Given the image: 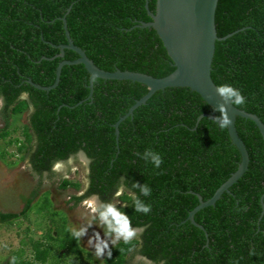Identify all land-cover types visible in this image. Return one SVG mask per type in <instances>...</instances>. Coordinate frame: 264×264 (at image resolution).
Masks as SVG:
<instances>
[{"label": "trees", "instance_id": "16d2710c", "mask_svg": "<svg viewBox=\"0 0 264 264\" xmlns=\"http://www.w3.org/2000/svg\"><path fill=\"white\" fill-rule=\"evenodd\" d=\"M147 1L153 13L155 0ZM144 6L145 0H0V140L20 131L21 138H9L6 144L16 146L23 154L19 159L27 158L38 174L82 152L89 160L87 194L106 202L121 183L127 184L116 206L133 227H146L138 238L110 246L111 257H103L101 264H126L138 246L154 264H264V141L253 122L235 121L248 151L247 171L213 207L194 215L206 237L185 221L187 215L198 204L196 195L209 199L236 171L240 155L226 128L206 117L197 122L202 114L219 115L197 93L187 88L155 92L119 124L116 142L113 125L147 93L145 85L94 79L87 99L89 74L82 65L63 66L57 86L47 92L27 82L51 86L58 63L77 58L71 50L55 57L57 46L66 44L62 17L73 44L98 68L168 75L174 68L155 31L135 27L151 21ZM214 22L219 38L234 34L215 43L211 79L216 86L240 88L245 103L235 107L264 124V0H218ZM26 111L27 123L8 129V114ZM145 149L161 153L160 168L136 155ZM133 182L152 189L150 196L141 197L151 204L146 215L133 209L130 192L139 194ZM59 187L78 189L79 183L63 180ZM45 195L35 215L46 218L52 229L44 235L45 243L29 241V256L24 249L13 251L16 264H57L54 250L86 254ZM30 211L28 200L19 215ZM19 215L0 212V221ZM10 257L0 264H8Z\"/></svg>", "mask_w": 264, "mask_h": 264}, {"label": "water", "instance_id": "95a60500", "mask_svg": "<svg viewBox=\"0 0 264 264\" xmlns=\"http://www.w3.org/2000/svg\"><path fill=\"white\" fill-rule=\"evenodd\" d=\"M217 1L218 0H155V9L152 13L148 9V1L145 0L144 7L151 21L140 22L135 27L152 28L160 39L174 68L171 73L164 77L155 78L144 73L132 71L114 70L109 72L98 68L93 61L86 56L81 48L73 44L66 27L65 17H62L61 21L66 44L57 46L59 54L55 57L63 58L64 50H71L77 54V58L73 61L62 60L58 63L55 72V80L51 86L42 87L27 80L28 84L32 85L34 88L47 92L57 86L63 66L82 65L89 74L87 86L89 95L87 99H91L94 79L130 81L145 85L148 90L147 93L136 100L127 112L113 125L116 142L119 124L126 118L131 117L134 110L144 105L157 91L166 88H187L191 92L197 93L212 109L218 104H225L228 117L231 120L229 126L226 127L227 133L231 144L237 149L240 155V161L236 171L216 189L209 199L203 201L199 195H196L198 204L189 211L185 220L194 227L202 230L206 237V232L194 221V215L206 207H213L223 193H229V188L243 176L248 168V151L236 131V118L240 117L253 122L264 141V124L261 120L255 114L226 104L215 92L216 85L212 81L210 75L215 43L225 40L234 34L231 33L221 38L217 36L214 22ZM69 10L70 8H68L66 12ZM203 117L213 121L212 115L202 114L198 117L197 122ZM263 199L264 193L260 197L261 215L264 214Z\"/></svg>", "mask_w": 264, "mask_h": 264}, {"label": "rangeland", "instance_id": "374dc122", "mask_svg": "<svg viewBox=\"0 0 264 264\" xmlns=\"http://www.w3.org/2000/svg\"><path fill=\"white\" fill-rule=\"evenodd\" d=\"M27 116L28 111L17 117L8 114V129L26 124ZM3 128L4 120L0 114V131ZM16 136L21 138L20 131L13 132L6 139L0 140V212L19 215L28 200L31 211L23 217L19 215L16 219L8 222L0 221V263H3L9 254L12 256L13 251L19 249H24L25 256L28 255L30 240L31 242L45 243L44 235L47 230L52 229V226L46 218H38L35 213L43 207L47 192L51 210L61 213L66 218L68 229L70 226H80L86 222L92 223L87 235L78 240L79 246L86 254L76 257L64 251L54 250L53 256L57 260V264H101L103 257L97 258L87 242L94 230L103 235L102 226L93 219V213L84 204V201L91 197H86L79 202L76 200V195H80L81 190L75 192L69 187L66 189L59 187L63 178L83 185L87 173L85 159L82 157L80 159L70 158L60 162L62 165L60 169H54L55 163L51 173H34L27 158L19 159L23 154L17 153V147L6 144L9 138ZM112 203L119 204L117 200ZM116 243L110 244V246ZM134 261L131 260L129 264H133ZM46 264H50V260Z\"/></svg>", "mask_w": 264, "mask_h": 264}, {"label": "clouds", "instance_id": "9594fccd", "mask_svg": "<svg viewBox=\"0 0 264 264\" xmlns=\"http://www.w3.org/2000/svg\"><path fill=\"white\" fill-rule=\"evenodd\" d=\"M217 96L221 98L226 104L230 106H241L245 103V96L241 89L233 86L230 83H221L215 87ZM27 95V93H23ZM218 112L219 115H213V121L217 127L223 129L229 126L231 120L228 117L225 104H218L213 108V113ZM137 156L146 163H150L153 168H160L163 163V157L161 153L152 149H145L142 153H136ZM61 163L57 162L54 165V169H60ZM39 178V177H37ZM133 189L138 190L130 192L132 205L134 211L142 214H148L151 211V204L146 202L141 197H148L151 194L152 189L147 184H140L133 182ZM127 188L126 183H121L117 189V195L123 193ZM84 204L93 213V219L98 221L102 226L103 235L99 231H93L92 235L88 237L87 242L90 247L94 250V254L97 258L111 257L110 244L116 243L117 241H124L127 243L137 236L138 232H142L144 227H133L129 216L122 211L116 204L112 202L101 201L98 196H93L88 200L84 201ZM92 227L91 222H86L80 226H70L69 231L74 239H81L88 233L89 228ZM16 257L11 256L8 260V264H16ZM161 264H165L161 261Z\"/></svg>", "mask_w": 264, "mask_h": 264}, {"label": "flooded vegetation", "instance_id": "af4514ba", "mask_svg": "<svg viewBox=\"0 0 264 264\" xmlns=\"http://www.w3.org/2000/svg\"><path fill=\"white\" fill-rule=\"evenodd\" d=\"M2 100L0 99V107H2ZM75 157H77V158H84L85 159V161H86V167H87V173H86V176H85V182H83L82 184V186H81V184L79 183V188L78 189H73V191H75V192H77V191H79V190H81V193H80V195H76V197L79 199V202H81L82 200H84V199H86V197L87 198H89V197H93L95 194H87V191H88V188H89V185H90V179H89V176H88V174H89V168H88V165H89V160L86 158V156L82 153V152H78L76 155H74V156H71V157H69L68 159H70V158H75ZM29 161V160H28ZM29 165H30V168H31V164L29 163ZM52 168H53V166L51 167V170L50 171H45V172H43V173H51V171H52ZM32 170V169H31ZM63 180H67V179H65V178H63L61 181H63ZM60 181V182H61ZM68 181V180H67ZM78 183V182H77ZM70 188V187H69ZM95 196H98V195H95ZM119 195H117V190L110 196V198H111V202H113V201H115V200H117V197H118ZM99 197V196H98ZM109 198V199H110ZM99 199L101 200V201H105V200H102L100 197H99ZM118 202V201H117ZM140 233L141 232H138V234H137V236L136 237H134V238H138L139 237V235H140ZM131 260H135L134 262H133V264H154L152 261H150L149 259H147L144 255H142V254H140V251H139V246L135 249V250H133L132 251V253H130L129 255H128V257H127V262H126V264H129L130 262H131ZM132 264V263H131Z\"/></svg>", "mask_w": 264, "mask_h": 264}]
</instances>
